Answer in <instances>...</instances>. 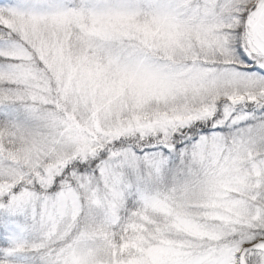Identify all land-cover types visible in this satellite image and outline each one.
Here are the masks:
<instances>
[{"label": "snow or ice", "instance_id": "6c2138e0", "mask_svg": "<svg viewBox=\"0 0 264 264\" xmlns=\"http://www.w3.org/2000/svg\"><path fill=\"white\" fill-rule=\"evenodd\" d=\"M0 264H264V0H0Z\"/></svg>", "mask_w": 264, "mask_h": 264}]
</instances>
